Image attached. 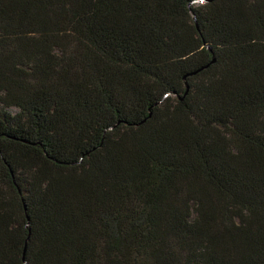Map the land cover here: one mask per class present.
Instances as JSON below:
<instances>
[{
    "label": "trees",
    "instance_id": "obj_1",
    "mask_svg": "<svg viewBox=\"0 0 264 264\" xmlns=\"http://www.w3.org/2000/svg\"><path fill=\"white\" fill-rule=\"evenodd\" d=\"M0 264H264V0H0Z\"/></svg>",
    "mask_w": 264,
    "mask_h": 264
},
{
    "label": "rangeland",
    "instance_id": "obj_2",
    "mask_svg": "<svg viewBox=\"0 0 264 264\" xmlns=\"http://www.w3.org/2000/svg\"><path fill=\"white\" fill-rule=\"evenodd\" d=\"M11 111H12L13 113H15V112L18 111V108H16V107H11Z\"/></svg>",
    "mask_w": 264,
    "mask_h": 264
},
{
    "label": "snow or ice",
    "instance_id": "obj_3",
    "mask_svg": "<svg viewBox=\"0 0 264 264\" xmlns=\"http://www.w3.org/2000/svg\"><path fill=\"white\" fill-rule=\"evenodd\" d=\"M201 2H203V0H201Z\"/></svg>",
    "mask_w": 264,
    "mask_h": 264
}]
</instances>
